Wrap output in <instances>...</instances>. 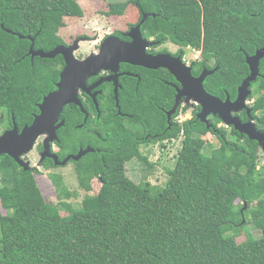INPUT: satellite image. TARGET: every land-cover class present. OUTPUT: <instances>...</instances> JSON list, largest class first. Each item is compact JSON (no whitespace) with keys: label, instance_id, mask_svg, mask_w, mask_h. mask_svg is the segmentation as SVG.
I'll return each mask as SVG.
<instances>
[{"label":"trees","instance_id":"16d2710c","mask_svg":"<svg viewBox=\"0 0 264 264\" xmlns=\"http://www.w3.org/2000/svg\"><path fill=\"white\" fill-rule=\"evenodd\" d=\"M130 5L138 12L134 24L148 14L141 25L143 36L174 44L176 55L188 47L200 51L193 74L217 67L205 78L204 89L235 100L237 87L249 74L246 55L264 46V0H127L109 2L104 14L121 16ZM82 16L76 0H0V107L8 117L12 113L17 123H29L30 112L55 89L64 67L61 55L31 59L26 37L34 38L35 50L50 51L66 44L59 35L64 18ZM122 67L131 74L120 81L121 114L111 90H104L109 103L100 105L99 119H93V106L83 96L89 113L85 122L74 104L61 113L59 157L81 147L95 149L71 162L78 188L85 192L79 205L65 200L51 204L37 185V169L23 170L8 155L1 157L0 264H264V163L263 175L255 178L259 153L264 152L258 142L232 127H219L218 116L210 115L207 127L196 118L198 105L190 118H177L188 112L181 105L167 121L165 112L175 101L170 72ZM259 71L250 85L248 106L256 128L264 131V57ZM239 116L248 120L246 112ZM208 133L218 140L217 147L203 138ZM177 139L181 147L173 166L165 167V184L146 178L135 183L127 176L126 163L133 159L148 171L155 167L141 145L163 148ZM43 166L49 169L53 163L47 160ZM47 175L56 192L77 196L61 175ZM94 178L101 185L89 194ZM247 225L260 235L246 232L245 241L238 243Z\"/></svg>","mask_w":264,"mask_h":264},{"label":"water","instance_id":"95a60500","mask_svg":"<svg viewBox=\"0 0 264 264\" xmlns=\"http://www.w3.org/2000/svg\"><path fill=\"white\" fill-rule=\"evenodd\" d=\"M147 17L148 14H142L139 22L131 26L129 32L125 34L131 39L130 41H121L116 37L109 36L102 41L97 53H91L83 59H77L74 55V52L79 48V40L81 39L74 40L69 46L60 44L50 51H44L42 49L35 50L33 48L34 38L30 36L26 37L31 41L27 53L31 59L35 56L55 58L57 55H61L64 60V67L59 74L55 89L49 91L43 97L41 103L38 104L40 112L34 117L32 123L25 126L20 133L17 131V126L15 125L12 131L5 132L0 136V155L6 154L10 156L23 170H28L29 164L23 162L20 157L32 149L35 140L40 135H46L42 157L53 159L55 165L63 166L70 159L77 161L86 153L95 151L90 146L81 147L76 154L68 155L63 160H59L58 156L51 152L50 144L58 140L57 130L64 124V119L60 120L63 108L69 104L78 106L84 114L83 122H85L88 118V112L83 107L79 93L88 94L91 89L104 81L113 80L115 83L114 97L118 114H120L117 98L119 84L116 74L120 62L154 70L164 68L174 77L179 86L173 84V87L176 89V95L172 108L165 112L167 121H170L171 115L176 112L182 100L185 101V104L193 102L200 107L196 118L205 123L207 127H209L208 117L210 115L218 116L226 127H232L240 134L246 135L249 139L256 140L264 152V131L256 128L251 119V110L246 103L248 97L251 95V83L261 75L259 63L264 57V46L257 49L253 55H246L249 74L237 87L235 100H230L229 95H226L225 99L222 100L208 93L203 86L205 78L213 73L217 67L213 70L204 68L198 76H195L192 72V66L186 65L180 55L176 57L169 53L153 55L145 51L147 46L155 44V42L150 43L141 32V25ZM1 27L4 28L2 24ZM5 31L13 33L8 29H5ZM18 37L23 38L21 35H18ZM101 70H111L114 74L99 80L94 85L88 86L87 81ZM122 75H130V73L122 72ZM94 104L99 113L97 102L94 101ZM242 111L246 112L247 121L241 120L239 113ZM246 206V202H244L243 208L245 209Z\"/></svg>","mask_w":264,"mask_h":264},{"label":"rangeland","instance_id":"374dc122","mask_svg":"<svg viewBox=\"0 0 264 264\" xmlns=\"http://www.w3.org/2000/svg\"><path fill=\"white\" fill-rule=\"evenodd\" d=\"M83 10L82 17H74V18H64L65 26L60 29L59 35L62 37L65 43H71L76 39L79 40V48L74 52L75 57L84 58L89 54L93 53L96 49L95 45L98 44L97 40H91L92 37H96L99 35L101 37L104 34L105 29L111 31L115 28L122 27V32L127 31L128 27L134 24L138 19V12L133 6H129L125 13L121 16H107L104 14L108 9V3H118L127 0H76ZM85 38V39H82ZM166 48L171 54H174L177 50V46L170 42H166L162 45ZM185 52V57L194 60L195 56H198L197 59H200V51L199 54L196 52H190L188 49H183ZM95 54V53H94ZM77 58V59H78ZM185 104V102H183ZM183 104V105H184ZM194 110L191 106L188 108V112L185 114H180L177 118L179 120H185L191 117V112ZM223 126V123L219 124V127ZM227 130L229 127H226ZM203 138L207 139L212 143V146L217 147L219 145L218 140L212 134L208 133ZM164 144H167L164 142ZM181 147V139L174 140L171 143H168L166 147H161L160 144H150V145H141L140 151L142 154L147 155L149 161L155 163V167L148 171L147 166L142 164L137 159H133L126 163V174L127 176L134 181L135 183H139L140 181L146 178L150 183L156 185H163L167 181L168 175L165 171V167H172L175 162V157L179 148ZM209 151V150H208ZM33 156V157H32ZM33 155H31V162L35 159ZM259 162L256 167L255 178L258 179L262 176V165L264 163V154L259 153ZM33 165V164H32ZM36 167H39L38 165ZM38 170V169H37ZM50 172L61 175L64 185L71 191L77 194V196H69V198H65L62 196V193L56 192L54 190V186L52 184L51 178L47 173L42 171H38L35 173V179L37 185L41 189L43 195L46 197V200L51 204H55L60 200H65L67 202H71L73 205H79L82 197L85 192L82 189L78 188L76 176L73 170V165H67L65 167H55L51 169ZM101 183L97 178L91 180V191L89 194L97 193L100 188ZM236 203H239L236 201ZM2 209L0 207V213ZM65 215V213H62ZM246 232L251 235L258 237L260 235V231L254 228L251 225H247L245 229H243L241 235L236 239L238 243L245 241Z\"/></svg>","mask_w":264,"mask_h":264},{"label":"flooded vegetation","instance_id":"af4514ba","mask_svg":"<svg viewBox=\"0 0 264 264\" xmlns=\"http://www.w3.org/2000/svg\"><path fill=\"white\" fill-rule=\"evenodd\" d=\"M135 25V24H134ZM131 26H133V25H131ZM131 26H129L128 27V30L127 31H124V32H122V27H121V29L120 28H115V29H112L111 31H108V30H106L105 29V31H104V34L101 36V37H99V35H97L96 37H92V39L91 40H97L98 41V44L97 45H95V47H96V49H95V51L93 52V53H97L98 51H99V49H100V45H101V43H102V41L105 39V38H107V37H109V36H113V37H116V38H118V39H120L121 41L122 40H125V41H130L131 39L128 37V36H126L125 34L126 33H128L129 32V29L131 28ZM144 37H146V36H144ZM76 38H79V37H76ZM76 38H75V40H76ZM146 39L150 42V43H154L155 42V44H152V45H149V46H147L146 47V49H145V51L147 52V53H149V54H153V55H156V54H159V53H169V54H171L166 48H164L162 45L164 44V43H159V42H157L153 37H146ZM74 41H72L71 43L69 42V43H66V44H63V45H67V46H69V45H71L72 43H73ZM166 43V42H165ZM176 52H178L179 53V48L177 47V50H176ZM176 52L174 53V54H171L172 56H178V55H180V57H181V59H182V61H183V58H184V56H185V52H183V50H182V54H178V55H176ZM181 53V52H180ZM78 58V57H77ZM78 59H82V58H78ZM184 62V61H183ZM193 62L194 61H191L189 64H188V66H192L193 65ZM185 63V62H184ZM123 64H126V63H122V62H120L119 63V67H118V70H117V80H118V84H119V86H118V91H119V89L121 88V84H120V81L122 80V72H124V73H129V72H126L124 69H123V67H122V65ZM186 64V63H185ZM187 65V64H186ZM114 73L111 71V70H101L100 72H98L97 73V75H95V76H93V77H91L88 81H87V85L88 86H91V85H94L95 83H97L99 80H102L103 78H105V77H108V76H112ZM131 74V73H130ZM199 75V74H198ZM198 75H196V76H198ZM56 84V83H55ZM168 84L169 85H171L172 87H173V84H176L177 86H179L178 85V83H176V81L175 82H168ZM114 85H115V83H114V81L113 80H110V81H104V82H102V83H100L97 87H95V88H93V89H91L90 90V92L88 93V94H86V93H83V92H80L79 93V97H80V99H81V97L83 96V98H84V100H89L90 102H91V104H92V106H93V110H94V113L92 114V117H93V119L94 120H96V119H99L100 118V115H101V110H100V105H106V104H108L109 103V99H108V96L104 93V90L106 91V90H111V92H112V95H111V97L113 98V101L115 102V105H116V100H115V97H114ZM174 88V87H173ZM175 89V88H174ZM52 91V90H51ZM45 95H47V94H45ZM45 95H43V97L45 96ZM175 95H176V89H175V94H174V100H175ZM94 96V97H93ZM43 97H42V99H43ZM117 98H118V93H117ZM42 99H41V101H42ZM41 101H39V102H37L36 104H35V106H36V108H37V110L36 111H34V112H30V114H31V116H32V120L29 122V123H23V124H19V123H17V121H16V119H15V117H14V115L11 113L10 115H9V117L7 116V113H6V110L4 109V108H2V107H0V136H2L5 132H8V131H12L13 129H14V126L16 125L17 126V131L20 133L22 130H23V128L25 127V126H28V125H30L31 123H32V121H33V119H34V117L36 116V115H38L39 114V108H38V104H40L41 103ZM94 101L95 102H97V104H98V108H99V113L97 112V110H96V108H95V104H94ZM183 102H185V101H183L182 100V102H181V104L179 105V107L181 106V105H183L184 103ZM184 105H187L189 108H190V106L195 110V107L197 106V104L196 103H193V102H191L190 104H184ZM199 111H200V109H199ZM198 111V112H199ZM198 112H196V113H198ZM244 112V111H243ZM242 113V112H241ZM240 113V114H241ZM121 114V113H120ZM88 116H89V113H88ZM60 120H62L61 119V116H60ZM87 120V119H86ZM79 126V125H78ZM94 132H95V134L101 139V140H103L102 142H104V144L105 143H107V139H106V137H102L101 135H99L98 134V132H96L95 130H94ZM45 138H46V135H40L36 140H35V142H34V145H33V147H32V149L30 150V151H28L27 153H25V154H23L20 158L23 160V162H27L28 164H29V168L28 169H38V171H40V169H42V171H45V172H50L51 171V169H53V168H55V167H65V166H67V165H73L71 162L73 161L72 159H70L69 161H68V163L67 164H65V165H63V166H59V165H54V163H53V159H51V158H49V157H42V154H43V151H44V141H45ZM59 140H57V141H55V142H53V143H51L50 144V148H51V152L52 153H54V154H56L57 156H58V158H59V160H63L66 156H64V157H62V158H60L59 157V155H58V151H59V149H58V146L56 145L57 144V142H58ZM80 149V148H79ZM33 152H34V161L33 162H31V160H30V158H31V155H33ZM6 154H2V155H0V160H1V157H3V156H5ZM68 155H73V154H68ZM10 157V156H9ZM33 157V156H32ZM13 159V158H12ZM47 160H51L52 161V163H53V167L52 168H49V169H45L44 168V166H43V164L47 161ZM18 164V163H17ZM33 164V165H32ZM19 165V164H18ZM39 166V167H36V166ZM20 166V165H19ZM21 167V166H20Z\"/></svg>","mask_w":264,"mask_h":264},{"label":"built area","instance_id":"2783aa9c","mask_svg":"<svg viewBox=\"0 0 264 264\" xmlns=\"http://www.w3.org/2000/svg\"><path fill=\"white\" fill-rule=\"evenodd\" d=\"M190 52H196V53H198L199 54V51H196V50H194V49H191V48H187ZM186 56V55H185ZM184 56V58H183V61L188 65L191 61H193L192 60V58L191 59H189V58H187V57H185ZM197 58H198V56H195V58H194V60H197ZM246 103L247 104H250V101H246Z\"/></svg>","mask_w":264,"mask_h":264},{"label":"clouds","instance_id":"9594fccd","mask_svg":"<svg viewBox=\"0 0 264 264\" xmlns=\"http://www.w3.org/2000/svg\"><path fill=\"white\" fill-rule=\"evenodd\" d=\"M248 101V100H247ZM249 105V104H248Z\"/></svg>","mask_w":264,"mask_h":264}]
</instances>
